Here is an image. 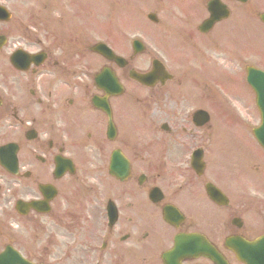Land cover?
I'll list each match as a JSON object with an SVG mask.
<instances>
[{
    "label": "flooded vegetation",
    "instance_id": "obj_1",
    "mask_svg": "<svg viewBox=\"0 0 264 264\" xmlns=\"http://www.w3.org/2000/svg\"><path fill=\"white\" fill-rule=\"evenodd\" d=\"M135 2L139 9L147 10L143 13L145 20L139 22L143 24L144 21L156 29H152V36L147 30L140 32L145 42L154 47L173 45L176 49V40L182 37L181 34L187 36L188 41L195 34L212 37L214 53L209 54L210 58L218 50L223 57L240 51L245 53L249 42L248 28L264 27L261 20L264 0ZM163 13L173 18L175 13H182L180 20L190 30L171 31L168 23L161 19ZM221 13H228V16L218 20L206 32L200 31L208 16L218 18ZM150 15L156 24L148 18ZM240 29L242 34L236 32L234 37L233 30ZM27 38L25 36L22 42ZM29 45L31 42H25L24 48ZM12 47L16 49L15 45L6 42L0 51V145L16 146L17 167L15 172L0 167V253L11 247L33 264H164L162 253L173 244L177 234L188 232L203 236L228 263L233 261L223 245L220 247L216 235L217 220L206 221L216 217L217 208H221L207 192L208 186L213 184L210 171L218 169L205 154L212 144L211 134L203 136L199 131L194 132L186 141L182 140L184 135L175 138V133H166L167 137L161 138L164 159L172 165V173L181 172L185 158L193 150L203 148L200 174L193 170L183 174L184 186L179 185L177 190L173 186L178 184L181 176L177 178L172 174L169 181L161 170V162L155 161L151 153H146L131 139L134 120L151 144L159 139L152 132L154 116L161 114L165 116V124L175 126V114L167 112L164 104L169 99L165 90L167 84L172 81L178 84V81L173 78L164 85L148 88L133 84L147 91L141 99L130 91L131 83H135L130 78L135 70L133 66L140 64L139 58L144 57L142 68L145 70L141 71L149 72L154 61L159 60L155 55L150 52L135 55L131 44L120 54L126 60L122 69L101 58L99 71L110 69L124 86L121 96L107 99L110 124L108 117L90 104L91 98L101 99L105 94L93 85L89 86L88 70L73 72L66 54L53 61L52 54L47 53V61L37 69L44 73L34 79V67L23 71L11 66L9 51ZM197 48L201 51L199 46ZM159 53L163 54L160 50ZM52 65L55 70L50 67ZM70 78H76L77 83L73 84ZM212 87L213 84L206 86L207 89ZM89 90L93 92L89 94ZM121 114L124 121L129 120L124 128ZM109 127L112 129L110 134ZM117 151L128 160L131 170L121 180L109 174L111 155ZM64 159L71 162V169ZM60 161L61 168L58 166ZM228 200L223 208L229 209L231 202ZM197 201L205 209L204 219L194 213L193 205ZM250 201L244 198V202H249L245 207L247 214H252V205L256 203ZM32 202L37 204L28 207L27 204ZM17 203L21 205L18 211ZM166 207H175L179 214L168 212L165 215ZM239 216L233 218L239 219ZM179 217L183 220L179 221ZM240 219L238 224L235 223L240 228L233 227L229 221L232 232L227 235L252 238L256 234L254 230L260 227L253 220L250 224L258 228H251L249 223L246 227V222ZM11 221L13 226L17 225V233L12 234L9 230ZM5 263L9 264V260ZM181 264L213 263L199 256L186 258Z\"/></svg>",
    "mask_w": 264,
    "mask_h": 264
},
{
    "label": "rangeland",
    "instance_id": "obj_2",
    "mask_svg": "<svg viewBox=\"0 0 264 264\" xmlns=\"http://www.w3.org/2000/svg\"><path fill=\"white\" fill-rule=\"evenodd\" d=\"M128 2L129 0H0V4L5 5L13 15V23L11 22L12 25H0V31L4 33L6 31L8 37H11L12 41L19 42L22 35L21 28L23 25L27 26L31 31L33 29L34 32L39 35L40 41L42 42L41 47L53 48L55 50V53L60 54L61 50H59L57 47H54V45L56 44L54 36L62 38V47L67 49V54L72 59L70 63L74 66L73 69H75V71L79 73H82L85 72L82 66L88 65L87 67L90 68L89 72H91L93 71L92 69L95 68L96 64L99 63V58L95 55L89 54L86 51L87 46H90L91 44L98 41L101 38V35H106L101 26L107 24V21L111 20L113 25H115L116 23H122L117 25L121 27H124L125 24L129 25V21H131V15L129 14L134 9V6L129 5ZM36 11L38 12L36 13ZM60 19H64L66 23L69 21V24H66V26L63 24H59L57 21H59ZM83 23H86V27L82 26ZM135 25H138L141 31L146 30L145 26L140 24L139 22H137ZM111 26L112 25L109 26L110 28H108V30L112 32L115 29ZM130 27L132 31L136 30L134 27ZM248 32V39L255 36L256 41V43L254 42V46H250L251 50H254V53L250 54L248 57L251 58L249 61L250 65L264 71V40L261 39V37L264 39V36H262L264 34V29L258 28L257 30L256 28L249 27ZM237 33L241 35L242 29L237 30ZM86 37H88V39H86ZM67 40L68 44L65 45L64 43ZM114 46L117 49L122 50V39H119L118 44L115 43ZM260 47L262 51H260ZM257 51H259L260 53L256 54ZM80 55L86 57L85 60L83 59L81 63H79V61L77 60H81ZM245 57L246 56H241V52L237 55L235 54V56L227 55L222 57L225 62V69L232 70L233 65L236 67V65L240 64L242 59ZM205 62L206 61L201 62L200 69L205 68ZM212 66H214L212 62L208 61L206 63V67H209V69H211ZM241 71L242 72L240 74V77L243 75L242 67ZM220 78H222L223 81H226L227 78L234 79L235 76L230 77V75H228L220 77L218 74V80ZM191 80H194V77H191ZM202 81H204V78L202 79ZM189 82L190 80L188 78H185L184 84ZM191 86L192 91L190 94V104L187 103L188 99L186 95H182L180 91H178V93L170 89L168 91V94L170 95V104L172 103V100H175V98L181 96L184 97V99H179L180 103L183 101V103H181V106L184 105L183 107H181V110L179 111L176 107L179 115H184L187 112H192L195 108L193 103L197 104V102L200 100H197L196 96L194 98V83H191ZM239 88V90H236L235 87L228 89L230 95L234 97L235 100H238L236 92L240 93L243 97H246L245 89L241 86H239ZM250 100L252 101L251 96ZM245 107L248 108L247 105H245ZM215 108L213 109L215 113V120L217 122H219V119L216 110L220 112V117H229L228 111H226V109H221L217 103H215ZM235 120L237 119L235 118ZM123 122L124 119H121V123ZM223 126L227 130L225 133L223 129L216 127H212L213 131L208 132L216 135L217 133H221L220 136L222 134L231 136V138H229L233 142H236V139H239V141L241 142L245 140L248 141L245 138V140L241 139L243 136L241 129L231 128L226 123H224ZM214 137L215 136H213V138ZM226 142L227 140L221 144V150H217L214 147L213 153L216 150L217 157L218 155H225L224 152L228 144ZM230 145H232V143L228 146ZM212 148L213 147H211L208 154H212ZM154 149H156L155 146L148 145L146 151H153ZM239 153L248 160L257 158L261 161H264V155L252 145L245 146L243 149L239 150ZM226 158L218 162V167L220 166L221 169L217 172L211 170L210 175L212 179H214L218 183H216L217 187H219L225 193V195L230 199L231 203L229 205V209L219 208L221 209L219 210L221 212V215L217 211L218 217H209L206 219L208 223L217 220L218 229L216 235L220 242V247H222L225 238L228 237L227 234L229 232H232V227L229 221L233 217H237L238 215H240L239 217L243 220L244 223L246 222V227L247 223H249V226L254 229L260 227L257 230H254L256 231V234L252 235L251 239L255 238L258 235L264 234V173L262 174L260 170L254 171V167L252 166L249 169L247 167L246 172H244L243 169L239 168L234 161L233 166L231 167ZM262 167L264 169V165ZM175 173L179 174L177 172ZM244 198H249L250 200H252L250 201L252 203L256 202L252 205V214H247L248 211L245 207H247L246 205L249 202H244ZM181 203L184 202L181 201ZM193 207L194 213L204 219V216H202L205 213L203 205L197 201L194 203ZM231 212H233L234 214L232 215ZM258 212H261V214L258 215ZM250 220H253V223L258 225V227L250 224ZM242 233L246 234L245 231H242ZM239 234H241V232H239ZM17 243L19 244V242ZM32 246L30 247L31 249H33ZM103 256H105V254H103ZM138 264L141 263L138 262Z\"/></svg>",
    "mask_w": 264,
    "mask_h": 264
},
{
    "label": "water",
    "instance_id": "obj_3",
    "mask_svg": "<svg viewBox=\"0 0 264 264\" xmlns=\"http://www.w3.org/2000/svg\"><path fill=\"white\" fill-rule=\"evenodd\" d=\"M234 243L235 246L232 251L237 259L246 264H264V238L253 243L237 241H234Z\"/></svg>",
    "mask_w": 264,
    "mask_h": 264
}]
</instances>
